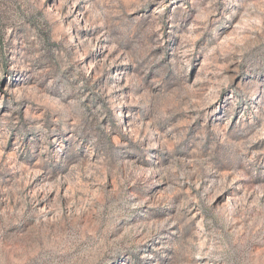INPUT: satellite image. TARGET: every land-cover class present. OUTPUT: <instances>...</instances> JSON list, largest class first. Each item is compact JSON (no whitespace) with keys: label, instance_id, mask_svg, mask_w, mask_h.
Segmentation results:
<instances>
[{"label":"rangeland","instance_id":"obj_1","mask_svg":"<svg viewBox=\"0 0 264 264\" xmlns=\"http://www.w3.org/2000/svg\"><path fill=\"white\" fill-rule=\"evenodd\" d=\"M0 264H264V0H0Z\"/></svg>","mask_w":264,"mask_h":264}]
</instances>
